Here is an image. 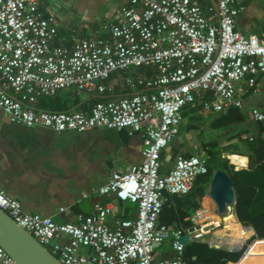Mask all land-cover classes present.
Here are the masks:
<instances>
[{
    "label": "built area",
    "instance_id": "obj_1",
    "mask_svg": "<svg viewBox=\"0 0 264 264\" xmlns=\"http://www.w3.org/2000/svg\"><path fill=\"white\" fill-rule=\"evenodd\" d=\"M214 1V7L203 8L198 0H123L116 21L108 23L110 40L81 38L68 50L54 44L57 25L39 10V0H0V110L10 121L55 132L125 129L143 138L142 162L113 171L97 190L137 206L136 218L116 220L113 228L109 202L97 203L94 213L76 224H59L25 212L0 190V208L62 264H186L180 237L205 241L221 225L211 218L216 210L205 207L178 227L159 220L165 193H188L197 176L207 173L206 157L198 155H177L164 172L162 152L179 134L183 111L207 93V110L241 108V82L254 88L264 73V40L235 25L250 0ZM144 66L155 67L157 76L125 75L122 84L149 91L97 101L84 111L33 106L39 96L67 89L111 92L104 81L112 74ZM249 112L264 124V111ZM168 240L176 255L159 259L157 249ZM0 264H17L1 245Z\"/></svg>",
    "mask_w": 264,
    "mask_h": 264
},
{
    "label": "crops",
    "instance_id": "obj_2",
    "mask_svg": "<svg viewBox=\"0 0 264 264\" xmlns=\"http://www.w3.org/2000/svg\"><path fill=\"white\" fill-rule=\"evenodd\" d=\"M198 2L203 8L214 7L215 4L214 0ZM122 3L123 0H39L38 7L44 16L52 17L57 25L58 32L54 44L72 50L75 42L81 38L110 40L108 23L116 21ZM235 25L243 34L255 35L259 40H264V0L244 2V8L237 16ZM157 74L156 68L152 66L115 72L104 81L106 86L112 87L111 92L99 94L67 89L57 92L54 96H39L33 106L49 111L89 110L98 99L105 101L136 91H149L141 87L129 88L123 85L122 78L125 75H140L151 79ZM239 98L242 107L237 108L243 116L242 121L220 128L211 127V122L225 113L229 107L236 106H228L218 113L207 110L204 102L211 99L210 93H207L206 98L197 100L193 108L187 107L183 111L179 134L162 152L164 172L169 171L177 155H198L208 158L209 150H216L218 136L223 132L230 133L226 138L228 143H235V146H231L226 156L220 158L219 155L218 159L229 158L230 164L226 160L227 165L234 171L255 169L256 163L252 164L247 154L250 152L249 142H253L249 137L257 134L259 125L251 117L249 110L257 108L264 111V73L257 77L254 88H249L247 82L242 81ZM142 150L143 138L140 132L129 134L125 129L106 127L82 132L69 130L55 132L41 126L26 127L12 122L0 110V190L20 202L25 212L50 217L59 224H76L80 217L93 214L97 203L104 202L112 204L108 216L111 228L115 226L116 220L136 218L135 204L119 202L112 194L101 196L97 190L113 171H123L128 166L140 164L143 159ZM217 170L222 169H214L212 175ZM212 175L206 184L204 196L200 199V207L216 210L214 202V206H210L212 201L208 196ZM234 189L232 223L236 219L244 228H251L253 234L240 245L243 238L239 233V226L233 225L227 228L228 239L212 240L217 246L204 240L199 242L206 243L211 249L240 252L236 261L228 260L225 264H264V237L259 238L251 221L244 224L238 220L235 210L237 200L235 183ZM247 193H249L247 190L242 191V195ZM164 196L167 207L172 206L175 212L171 194L165 193ZM257 209V207L253 209L254 213L259 211ZM244 211L242 216L249 217L248 210ZM173 216L170 209L165 214L163 222L167 226H180ZM211 218L214 223L221 224L212 231L213 236V232L221 230L224 224L218 214L211 215ZM259 218L264 217L259 216L255 219ZM66 242V238L59 240L62 245ZM221 243L232 249L220 247ZM81 252L88 253V249H82ZM175 255L170 240L157 249L159 259L174 258ZM192 258L195 259L196 256Z\"/></svg>",
    "mask_w": 264,
    "mask_h": 264
},
{
    "label": "trees",
    "instance_id": "obj_3",
    "mask_svg": "<svg viewBox=\"0 0 264 264\" xmlns=\"http://www.w3.org/2000/svg\"><path fill=\"white\" fill-rule=\"evenodd\" d=\"M104 101L101 99L95 100ZM94 102V103H95ZM241 115L237 107H229L225 113L220 114L211 122V127L220 128L230 123L242 121ZM259 125L257 134L249 142L248 157L250 162L256 163V168L253 170H231V166L227 165L225 159H218L220 153L216 150H209V156L206 158L207 173L197 176L193 188L185 194H173L174 208L163 206L160 215V223L165 224L163 221L165 214L171 209L174 214V220L180 224H188L185 218L191 216L193 212L200 207V199L204 196L206 184L209 181L214 169L224 170L235 183L237 190L236 200V215L242 223L251 221L259 238L264 237V124L256 122ZM247 190L246 195H242V191ZM255 190V191H254ZM260 190V191H258ZM258 208V212L254 213L253 209ZM248 210L249 217H243L242 214ZM240 227L241 223L236 219L232 223ZM166 225V224H165ZM240 252H228L223 249H211L206 243L201 242H188L184 245L183 257L186 264H225L226 261H236ZM192 256H196L195 259Z\"/></svg>",
    "mask_w": 264,
    "mask_h": 264
},
{
    "label": "water",
    "instance_id": "obj_4",
    "mask_svg": "<svg viewBox=\"0 0 264 264\" xmlns=\"http://www.w3.org/2000/svg\"><path fill=\"white\" fill-rule=\"evenodd\" d=\"M208 196L215 203L219 215L232 211L235 202L234 182L222 170L213 173L209 182ZM187 244V235L179 240ZM0 245L17 264H62L47 248L0 208Z\"/></svg>",
    "mask_w": 264,
    "mask_h": 264
},
{
    "label": "rangeland",
    "instance_id": "obj_5",
    "mask_svg": "<svg viewBox=\"0 0 264 264\" xmlns=\"http://www.w3.org/2000/svg\"><path fill=\"white\" fill-rule=\"evenodd\" d=\"M230 133H227V132H223L222 134H220V136H218V146L216 147V150L218 153H220V158L223 157V156H226L227 152H229L231 150V146H235L234 144L235 143H228V140H227V136H229ZM245 139H243V142H244ZM245 144V142H244ZM243 148V147H241ZM226 160L228 161V163L230 164V160L229 158H226ZM212 201V200H211ZM213 203V201H212ZM210 203V206H214V203L212 204ZM200 206H201V202H200ZM210 209V208H209ZM215 214H218V212H215ZM219 215V214H218ZM219 217H221L222 221H223V228L219 231H215L213 232V236H225L226 238L227 237V228H230L232 227L234 224H232V218H230L229 216L225 215V216H221L219 215ZM223 233V234H222ZM225 234V235H224ZM212 236V235H211ZM211 238H207L205 241H210Z\"/></svg>",
    "mask_w": 264,
    "mask_h": 264
},
{
    "label": "bare ground",
    "instance_id": "obj_6",
    "mask_svg": "<svg viewBox=\"0 0 264 264\" xmlns=\"http://www.w3.org/2000/svg\"><path fill=\"white\" fill-rule=\"evenodd\" d=\"M206 201V200H205ZM225 215H227V216H229L230 218H233L234 217V214H233V211H230V212H228V213H226ZM225 215H222V216H225ZM217 217V216H216ZM215 217V218H216ZM218 220V219H217ZM218 223H220V222H218ZM239 233H240V235H241V237L243 238V242L240 244V245H242L244 242H245V240L246 239H248L252 234H253V231H252V229L251 228H244L242 225H240V227H239ZM210 237H212V239H210V241H209V243L211 244V245H214V246H217V245H215L213 242H212V240L213 241H215V240H226V239H228V238H226L225 236H210ZM232 243V242H231ZM233 244H235L234 242H233ZM239 245V246H240ZM220 247H224V248H226V249H232V248H228V247H226L225 245H223V243H221L220 244Z\"/></svg>",
    "mask_w": 264,
    "mask_h": 264
}]
</instances>
